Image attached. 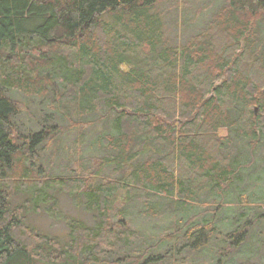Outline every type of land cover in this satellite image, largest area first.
Here are the masks:
<instances>
[{"label": "trees", "instance_id": "trees-1", "mask_svg": "<svg viewBox=\"0 0 264 264\" xmlns=\"http://www.w3.org/2000/svg\"><path fill=\"white\" fill-rule=\"evenodd\" d=\"M168 1L0 0V264L259 263L264 0H220L182 43L166 32ZM14 94L44 111L36 132L16 126ZM107 118L88 175L49 173L47 141ZM61 195L93 221L62 218L65 242L25 219L57 221ZM138 200L151 220L174 209L156 243L125 220Z\"/></svg>", "mask_w": 264, "mask_h": 264}, {"label": "rangeland", "instance_id": "rangeland-1", "mask_svg": "<svg viewBox=\"0 0 264 264\" xmlns=\"http://www.w3.org/2000/svg\"><path fill=\"white\" fill-rule=\"evenodd\" d=\"M221 1L169 0L162 8L169 14L168 21L166 22V32L168 33V36L171 38L175 36L178 38V42L182 43L206 25L211 14L222 4ZM13 97L18 105L17 108L20 111L17 120H15L16 126L21 132L27 134H29V132H36L39 129V124L41 123L44 111L41 113L42 109L34 99H25L18 94H14ZM97 119L98 116L96 115L89 121L93 123L96 122ZM110 119L111 118H107L91 127H83L81 129L68 131L67 133H64L59 140H55L54 142L52 140L47 141L46 144L43 145L42 150L38 152L42 158L44 167L53 175H75L82 167L81 170L83 175H88L89 170H91L90 167L93 166L94 161L100 159L102 156L101 152L97 150L94 144L95 140L98 136L111 131L109 128ZM57 125L62 124L58 123ZM63 125L65 124L63 123ZM79 135L83 137V145L81 148H78L77 146V143L80 141L78 140ZM52 154H55L54 158L52 157ZM23 197L24 195L22 193L16 196L12 201V206L23 204ZM72 202L71 198H68L65 195L60 196L57 205L60 219L58 218L57 221L49 218L43 210L39 211V213H33L30 210L27 217H25L26 223L35 229L36 232H39L44 236L65 242L64 240H66L67 229L64 226L62 218L79 220L88 226L93 224L90 214L85 212L82 208H75ZM207 204V207H205V213L209 212L210 214L216 208V205H214L211 200L208 201ZM142 206L143 200L135 202L134 205L128 209V215L125 220L128 222L131 229L138 231L141 230L147 241L149 240L150 242L156 243L158 238L163 234H168L170 232L171 226L175 222L171 218V213H173L174 209L171 206H168V208L165 207V211L160 217H158V219L151 220L142 214ZM121 208L122 206L117 207L115 215L118 214V210ZM202 209L203 208H201V210ZM235 211L237 214L240 212V209H235ZM179 227L180 224H177V228ZM262 237L263 239L259 240L260 244H262L260 247V256L255 260L256 262H259L258 264H263L264 262V236ZM120 255L121 252H118L117 256ZM182 256L179 258L188 259V263L185 264H200V261L204 260L202 257H198V259L195 257L194 259V256L189 254ZM255 261L251 262L254 263ZM206 264L209 263L206 262Z\"/></svg>", "mask_w": 264, "mask_h": 264}]
</instances>
